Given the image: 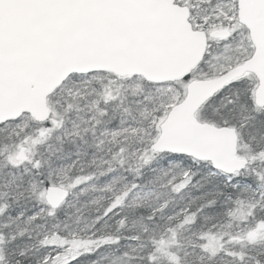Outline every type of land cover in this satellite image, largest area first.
Segmentation results:
<instances>
[{
  "label": "snow or ice",
  "instance_id": "1",
  "mask_svg": "<svg viewBox=\"0 0 264 264\" xmlns=\"http://www.w3.org/2000/svg\"><path fill=\"white\" fill-rule=\"evenodd\" d=\"M0 264H264V0H0Z\"/></svg>",
  "mask_w": 264,
  "mask_h": 264
}]
</instances>
